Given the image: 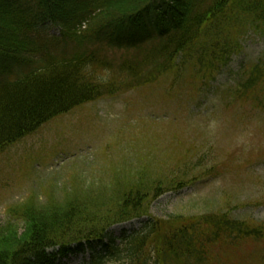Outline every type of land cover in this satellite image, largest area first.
<instances>
[{"label": "trees", "instance_id": "1", "mask_svg": "<svg viewBox=\"0 0 264 264\" xmlns=\"http://www.w3.org/2000/svg\"><path fill=\"white\" fill-rule=\"evenodd\" d=\"M47 21L60 28L59 37H44L38 27ZM249 31L264 39V0H0V152L51 119L126 86L186 71L196 90L210 89L239 55ZM119 69L129 83L103 80L105 70ZM240 69V81L225 94L232 102L257 104L259 96L264 99V52ZM170 120L158 121L156 134L171 133ZM171 135L170 146L159 142L150 150L151 160L164 157V169L154 177L148 159L123 175L112 168L109 186L76 184L60 201L48 194L39 203L31 195L8 207L0 224V264H54L85 247L97 264H210L208 251L221 235L264 240V222L236 221L229 211L149 216L128 237L107 231L148 216L149 206L165 193L217 177L211 167H200L204 172L195 177V167L185 163L190 150L181 147L182 133ZM170 160L175 164L169 169Z\"/></svg>", "mask_w": 264, "mask_h": 264}, {"label": "rangeland", "instance_id": "2", "mask_svg": "<svg viewBox=\"0 0 264 264\" xmlns=\"http://www.w3.org/2000/svg\"><path fill=\"white\" fill-rule=\"evenodd\" d=\"M263 52V37L250 31L239 55L210 89L196 90L186 71L159 77L151 85L76 107L4 149L0 152V224L6 223V208L31 195L44 203L48 194L60 201L64 190L76 184L109 186L114 167L123 175L137 171L149 159L154 177L155 172L163 171L164 157L156 154L151 160L150 150L159 142L170 146L171 134L177 132L182 133L181 147L190 150L185 163L195 167L193 175L201 176L204 169L200 167L215 168L219 175L198 177L184 190L162 195L149 206V216L191 218L229 211L233 220L254 225L264 222V99L259 96L257 104L232 102L225 94L240 81L241 66L256 62ZM100 73L97 69L96 74ZM168 119L174 120L171 133L166 129L165 135L156 134L159 131L154 126ZM199 155L205 158L199 160ZM172 161L169 169L175 164ZM118 229L115 226L113 232ZM236 243V248L231 242L215 244L210 263L261 264L264 240L258 244L240 239Z\"/></svg>", "mask_w": 264, "mask_h": 264}]
</instances>
